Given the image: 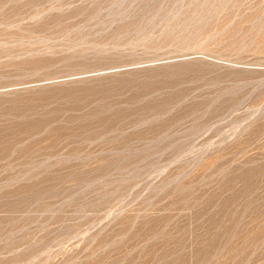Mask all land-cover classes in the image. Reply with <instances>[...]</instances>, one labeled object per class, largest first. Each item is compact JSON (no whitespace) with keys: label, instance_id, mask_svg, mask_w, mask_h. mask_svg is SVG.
<instances>
[{"label":"rangeland","instance_id":"obj_1","mask_svg":"<svg viewBox=\"0 0 264 264\" xmlns=\"http://www.w3.org/2000/svg\"><path fill=\"white\" fill-rule=\"evenodd\" d=\"M0 264H264V0H0Z\"/></svg>","mask_w":264,"mask_h":264}]
</instances>
